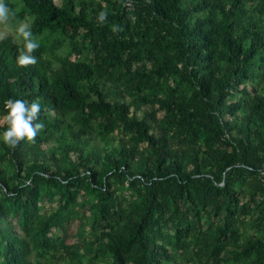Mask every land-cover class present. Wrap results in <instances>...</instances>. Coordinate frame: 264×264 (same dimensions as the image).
<instances>
[{
  "label": "trees",
  "instance_id": "1",
  "mask_svg": "<svg viewBox=\"0 0 264 264\" xmlns=\"http://www.w3.org/2000/svg\"><path fill=\"white\" fill-rule=\"evenodd\" d=\"M7 3L0 115L44 128L0 143V264H264V0Z\"/></svg>",
  "mask_w": 264,
  "mask_h": 264
},
{
  "label": "clouds",
  "instance_id": "2",
  "mask_svg": "<svg viewBox=\"0 0 264 264\" xmlns=\"http://www.w3.org/2000/svg\"><path fill=\"white\" fill-rule=\"evenodd\" d=\"M107 12L101 10L97 15L99 22L106 20ZM12 12L7 0H0V25L8 28L7 32L0 31V39L12 35L14 40L20 42L16 62L20 66L35 65L38 56L35 51L40 47L39 40L35 37L29 21L21 20L12 23ZM119 30L118 25H113V31ZM6 111L0 115V123L6 125L0 130V143L15 148L22 140L32 141L36 138L43 122L39 119L41 103L39 99H22L9 97L4 101Z\"/></svg>",
  "mask_w": 264,
  "mask_h": 264
},
{
  "label": "rangeland",
  "instance_id": "3",
  "mask_svg": "<svg viewBox=\"0 0 264 264\" xmlns=\"http://www.w3.org/2000/svg\"><path fill=\"white\" fill-rule=\"evenodd\" d=\"M0 31L7 32V31H8L7 26H5V25H0ZM8 36H10V35H8ZM11 36H12V35H11ZM70 231H73V228H71ZM70 240H72V239H70Z\"/></svg>",
  "mask_w": 264,
  "mask_h": 264
}]
</instances>
